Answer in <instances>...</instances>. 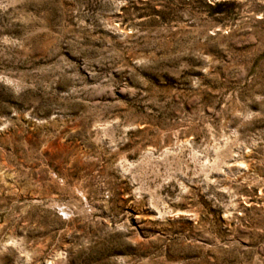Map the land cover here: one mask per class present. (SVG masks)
I'll list each match as a JSON object with an SVG mask.
<instances>
[{
    "label": "rangeland",
    "instance_id": "obj_1",
    "mask_svg": "<svg viewBox=\"0 0 264 264\" xmlns=\"http://www.w3.org/2000/svg\"><path fill=\"white\" fill-rule=\"evenodd\" d=\"M0 264H264V0H0Z\"/></svg>",
    "mask_w": 264,
    "mask_h": 264
}]
</instances>
